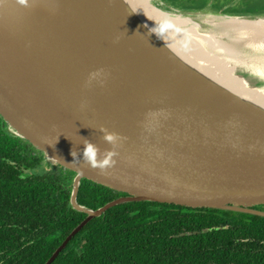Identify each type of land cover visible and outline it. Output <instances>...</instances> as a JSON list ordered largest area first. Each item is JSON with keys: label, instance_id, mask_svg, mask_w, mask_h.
<instances>
[{"label": "water", "instance_id": "95a60500", "mask_svg": "<svg viewBox=\"0 0 264 264\" xmlns=\"http://www.w3.org/2000/svg\"><path fill=\"white\" fill-rule=\"evenodd\" d=\"M151 2L168 13L264 16ZM167 37L191 59H202ZM236 74L264 89L262 72ZM0 116L6 130L48 163L75 172L69 202L86 216L44 264L92 218L123 202L264 217L252 207L264 202V106L184 60L125 0H0ZM101 128L118 136L114 145ZM89 142L98 149L96 166L84 159ZM113 149L115 163L100 167ZM82 178L126 195L88 208L77 201Z\"/></svg>", "mask_w": 264, "mask_h": 264}, {"label": "trees", "instance_id": "16d2710c", "mask_svg": "<svg viewBox=\"0 0 264 264\" xmlns=\"http://www.w3.org/2000/svg\"><path fill=\"white\" fill-rule=\"evenodd\" d=\"M160 1L182 10L264 13V0ZM32 149L3 127L0 116V264H44L86 216L69 202L75 172L48 163ZM123 195L82 178L77 201L96 209ZM259 205L252 207L264 210V202ZM51 264H264V217L175 203L123 202L85 224Z\"/></svg>", "mask_w": 264, "mask_h": 264}, {"label": "bare ground", "instance_id": "6f19581e", "mask_svg": "<svg viewBox=\"0 0 264 264\" xmlns=\"http://www.w3.org/2000/svg\"><path fill=\"white\" fill-rule=\"evenodd\" d=\"M134 1L143 8L144 16L154 20L148 26L179 56L235 93L264 106V89L252 86L247 81L252 78L245 79L236 74L238 70L248 69L262 72L261 77L264 79V16L216 17L213 22H209L203 18V13H168L154 6L151 0ZM138 16L146 20L141 14ZM168 24H172V29ZM180 25L192 33V42L197 50L192 52L204 60L197 57L191 59L167 37L175 38L176 41L178 34L174 29ZM260 60H263L262 64L255 63ZM210 62L223 66L224 70L214 72Z\"/></svg>", "mask_w": 264, "mask_h": 264}, {"label": "rangeland", "instance_id": "374dc122", "mask_svg": "<svg viewBox=\"0 0 264 264\" xmlns=\"http://www.w3.org/2000/svg\"><path fill=\"white\" fill-rule=\"evenodd\" d=\"M126 2H128L131 6H132V8L136 11V13L139 15V14H141L144 18H146V20L144 21L147 25H149L150 23L149 22H151V23H153V21L154 20H152V18H150V17H146V16H144V14H145V11L143 10V8H141L140 6H139V4H138V2H135L134 0H125ZM154 2H155V4H159V3H161V1H159V0H154ZM159 6V5H158ZM164 10H166V9H168V8H163ZM169 11H174V10H172V9H170ZM147 12V11H146ZM216 17H226L225 15H218V14H215V13H213V14H211V13H203V18L204 19H208L209 20V22H213V20H215V19H217ZM168 27L170 28V29H172V24H168ZM155 28V27H154ZM174 31H176L177 32V36H176V41H177V43L178 44H188V46L193 50V51H197L196 50V48H195V46H194V44H193V42H192V33L190 32V31H188V30H186V27H183L182 25H180V26H178L176 29H174ZM173 32V31H172ZM189 33H191V34H189ZM193 45V46H192ZM25 171H27V170H25ZM255 206H257V207H261V205H259V204H257V203H255Z\"/></svg>", "mask_w": 264, "mask_h": 264}, {"label": "clouds", "instance_id": "9594fccd", "mask_svg": "<svg viewBox=\"0 0 264 264\" xmlns=\"http://www.w3.org/2000/svg\"><path fill=\"white\" fill-rule=\"evenodd\" d=\"M21 3H23V0H21ZM100 74L101 73L99 70L96 72L90 73L88 82H91V80L96 79ZM100 131L104 134L106 142L113 144V145L115 144V142L118 139V136L115 133L108 134L106 132V130L103 128H101ZM84 149L85 150L83 152V155H84L85 162H87L93 166H96L95 156H96V153L98 150L97 146H95L91 142H89L87 145L84 146ZM107 155L109 158L104 159L103 164L100 165V167L110 166L111 164L115 163V160L112 159V157L116 156L117 152L113 149L112 151H109Z\"/></svg>", "mask_w": 264, "mask_h": 264}, {"label": "flooded vegetation", "instance_id": "af4514ba", "mask_svg": "<svg viewBox=\"0 0 264 264\" xmlns=\"http://www.w3.org/2000/svg\"><path fill=\"white\" fill-rule=\"evenodd\" d=\"M31 144V143H30ZM32 145V144H31ZM32 147H34L33 145H32ZM36 150H38L37 148H35L34 147V149H32L31 151H34V152H37ZM38 151H40V150H38ZM41 152V151H40ZM57 165V164H56ZM58 166H61V165H58ZM40 167H42V169H44L45 168V166L42 164ZM62 167V166H61ZM62 168H64V167H62ZM64 169H66V168H64Z\"/></svg>", "mask_w": 264, "mask_h": 264}]
</instances>
